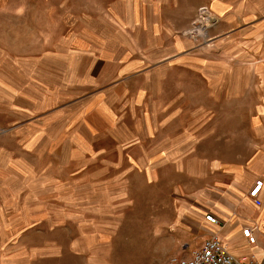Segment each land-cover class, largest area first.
Here are the masks:
<instances>
[{"label": "rangeland", "instance_id": "1", "mask_svg": "<svg viewBox=\"0 0 264 264\" xmlns=\"http://www.w3.org/2000/svg\"><path fill=\"white\" fill-rule=\"evenodd\" d=\"M202 5L214 21L195 41ZM258 23L264 0H0V244H15L0 264L32 246L34 264H97L98 229L127 241L114 264H141L140 249L149 262L155 233L168 248L255 151ZM237 28L220 51L215 35Z\"/></svg>", "mask_w": 264, "mask_h": 264}, {"label": "crops", "instance_id": "2", "mask_svg": "<svg viewBox=\"0 0 264 264\" xmlns=\"http://www.w3.org/2000/svg\"><path fill=\"white\" fill-rule=\"evenodd\" d=\"M203 8L209 10L208 6L202 5L199 7L198 11ZM217 20L220 24V19L218 17ZM221 21V23L229 24L236 22V19L232 20V17H229L224 18ZM214 30L215 29L212 31ZM238 30L239 28L231 29L226 32L223 31L224 33L217 36L215 35V38L212 36L214 35V32L212 33L211 31L210 35L214 38V45L220 48L223 43V37L225 35H231L232 33L234 34ZM241 30L244 29L240 28V31ZM249 35L254 38L256 44L254 45L253 42H250L248 47L250 49L256 48V51L263 52L264 23H258L256 28L250 29ZM178 44L180 49L188 46L187 43H183L182 41ZM229 47L230 46L226 48V53L228 54L230 53ZM221 50L222 47L220 48V51ZM241 52V54H244V58H253V50L249 53L246 51ZM262 58L264 59V56H262ZM262 64L263 65L261 66L263 67L260 69V73H262L264 79V62H262ZM261 109L262 113L259 118H257L258 123H256L258 125L256 129L257 144L247 166L234 171L231 177L232 180H230L231 182L228 185H224V188L219 187L217 191L211 193V202L203 203V208L201 209L202 215L199 219L193 218L191 211L190 213L192 215H189L190 217H188L187 214L185 216V218L188 219L187 222L177 223V225L180 226L179 231H177V233L176 231H172L174 233L171 232L172 239L170 241V246L164 249V251L162 250V239L163 237L167 238L168 236L163 235V237H161V235H156L157 233H155L151 240L153 243L158 244V246L157 248L154 247L155 250L152 252L149 251V254L151 255L149 262H145L146 251L140 249L139 254L141 255V264H166L174 257L189 259L192 257L193 253L201 249L205 241L213 235H217L219 237L222 244L232 255L245 259L246 264H264V105ZM257 181L263 182V187L258 194V198L262 202L261 206H257L250 195L256 188L255 185ZM205 214L213 215L219 221V224L217 226H213L206 222L204 217ZM7 219L10 220V224L4 225L7 222ZM245 229H251L253 231L254 236L257 238V243L255 245H251L248 242V239L244 237L243 231ZM38 231H41V233L44 234L43 230ZM0 232L8 233L7 239L11 238L10 234H12V224L10 217L7 215L0 214ZM14 232L16 233L17 231L15 230ZM40 243L43 246L42 250L47 251L50 245L49 240L46 239ZM143 243L144 242L141 241L140 237L138 241L139 248H143ZM29 244L32 245V241H30ZM124 244L127 245V241L124 242L123 239L118 237L117 230L106 231L105 229H98L92 235V239H90V247L92 249V254L95 255L97 264H114V253L118 251L119 246H123ZM0 245L11 248L15 244H12V241L10 240H6V242ZM7 253L9 255V252ZM30 253V260H28L25 264H34L35 262L33 246L31 247ZM76 254H80L79 256L84 257L86 264H93V262H91L90 255L86 253ZM85 255L87 257H85ZM45 256H42L43 260ZM116 261L117 264H122L121 255ZM10 263L11 259L9 257V262L3 264Z\"/></svg>", "mask_w": 264, "mask_h": 264}, {"label": "built area", "instance_id": "3", "mask_svg": "<svg viewBox=\"0 0 264 264\" xmlns=\"http://www.w3.org/2000/svg\"><path fill=\"white\" fill-rule=\"evenodd\" d=\"M206 15L213 16L207 9H201L199 19L193 23L191 29L186 31L187 36L195 41H197V39L200 37L205 36L207 26L204 24V22L212 23L214 21V17L208 20ZM255 186L256 188L251 192L250 195L254 200V203L257 206H261L262 202L259 200L258 194L263 187V182L257 181ZM205 220L213 226H217L219 224V221L213 215H206ZM243 235L248 239V242L251 245H255L257 243V238L254 236L251 229H245L243 231ZM166 264H246V262L245 259H241L232 255L222 244L219 237L217 235H213L205 241L201 249L193 253L191 258L181 259L174 257Z\"/></svg>", "mask_w": 264, "mask_h": 264}, {"label": "bare ground", "instance_id": "4", "mask_svg": "<svg viewBox=\"0 0 264 264\" xmlns=\"http://www.w3.org/2000/svg\"><path fill=\"white\" fill-rule=\"evenodd\" d=\"M206 17H207L208 20H210V19H212L213 16H211V15H206Z\"/></svg>", "mask_w": 264, "mask_h": 264}]
</instances>
